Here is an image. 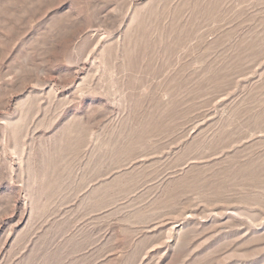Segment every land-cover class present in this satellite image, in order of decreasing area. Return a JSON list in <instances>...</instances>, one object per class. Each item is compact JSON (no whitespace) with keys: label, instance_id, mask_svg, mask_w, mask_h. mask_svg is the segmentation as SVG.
Listing matches in <instances>:
<instances>
[{"label":"rangeland","instance_id":"374dc122","mask_svg":"<svg viewBox=\"0 0 264 264\" xmlns=\"http://www.w3.org/2000/svg\"><path fill=\"white\" fill-rule=\"evenodd\" d=\"M0 264H264V0H0Z\"/></svg>","mask_w":264,"mask_h":264}]
</instances>
